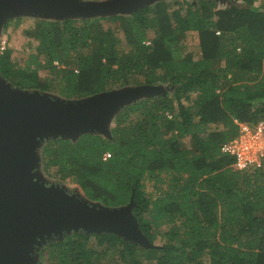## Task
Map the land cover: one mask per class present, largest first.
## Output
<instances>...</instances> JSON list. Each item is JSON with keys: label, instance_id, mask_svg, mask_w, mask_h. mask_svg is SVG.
Wrapping results in <instances>:
<instances>
[{"label": "trees", "instance_id": "16d2710c", "mask_svg": "<svg viewBox=\"0 0 264 264\" xmlns=\"http://www.w3.org/2000/svg\"><path fill=\"white\" fill-rule=\"evenodd\" d=\"M112 19L124 37L101 16L10 18L4 29L24 23L35 45L23 62L10 46L0 51V72L13 86L66 98L167 85L119 110L111 136L87 131L41 147L45 173L77 183L93 201L119 206L134 192L139 227L158 245L73 231L45 244L38 263L110 264L112 255L120 264H264V164L237 169L222 152L236 119L264 121V0H157ZM191 30L198 58L185 40Z\"/></svg>", "mask_w": 264, "mask_h": 264}, {"label": "water", "instance_id": "95a60500", "mask_svg": "<svg viewBox=\"0 0 264 264\" xmlns=\"http://www.w3.org/2000/svg\"><path fill=\"white\" fill-rule=\"evenodd\" d=\"M157 0H0L5 22L27 15L46 18L132 12ZM167 85L136 84L86 97L66 98L13 86L0 72V264H37L41 248L73 231H112L144 246H157L139 227L130 201L107 206L48 180L41 147L52 138L95 131L111 136L115 114ZM60 181V180H58ZM84 193V192H83Z\"/></svg>", "mask_w": 264, "mask_h": 264}, {"label": "rangeland", "instance_id": "374dc122", "mask_svg": "<svg viewBox=\"0 0 264 264\" xmlns=\"http://www.w3.org/2000/svg\"><path fill=\"white\" fill-rule=\"evenodd\" d=\"M173 2L176 1H183V0H171ZM230 0H219V3L225 4L226 2H229ZM153 4V3H151ZM176 5H178V3H176ZM112 15L113 14H104L101 15V18L103 20V23L106 27H111L113 29H115L118 33V35L120 37H124L123 31L122 29L119 27V22L118 21H114L112 19ZM18 17H36V16H27V15H20V16H16V17H12V18H18ZM24 23L20 25L16 24L15 22H11L9 24V26L6 29H3L2 32L6 33L8 35V45L14 49L13 52V57L12 59L15 60L16 62H23L24 61V57L27 56L28 52L30 51V49L33 47V45H35V42H30L29 38L23 33V28H24ZM186 43L188 46L189 50H192L194 52V55L196 58L201 56V47L199 44V35L197 31L191 30L187 32L186 35ZM124 46V45H123ZM127 47V46H126ZM57 94V93H56ZM221 127V126H220ZM211 128H217L216 124H212ZM232 133H230L229 135H231ZM186 142L191 144V140L189 139V137H186ZM45 176L48 180L54 181V182H60L62 185H64V187H66L69 191H81L82 195H84L83 190L81 189V187L77 184L72 182L70 179L67 180H60L54 177H50L47 175V173H45ZM60 180V181H58ZM164 177H160V179L158 180L157 183L165 185L164 184ZM145 189L146 192L148 193H152V194H157L158 193V188L157 185H155L153 180H148L145 179ZM162 227H165L166 225L162 224ZM157 243H160L162 241L161 236L156 240ZM39 253V259L43 260L46 259L48 256V252L46 251V249L41 252L38 250ZM104 260L110 264H120V260H118L117 257L112 256V255H107ZM147 264H157V262L155 260H149L146 261ZM39 264V263H37Z\"/></svg>", "mask_w": 264, "mask_h": 264}, {"label": "built area", "instance_id": "2783aa9c", "mask_svg": "<svg viewBox=\"0 0 264 264\" xmlns=\"http://www.w3.org/2000/svg\"><path fill=\"white\" fill-rule=\"evenodd\" d=\"M8 35L0 36V51L8 46ZM58 63V61H56ZM238 130L222 144V152L232 155L233 166L237 169H252L264 164V121L257 122L237 120ZM111 156V151L104 152V158Z\"/></svg>", "mask_w": 264, "mask_h": 264}]
</instances>
